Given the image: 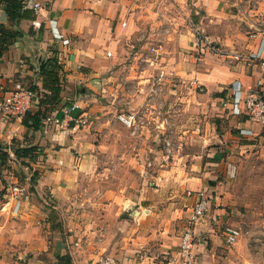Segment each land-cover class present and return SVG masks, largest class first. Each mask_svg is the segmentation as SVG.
<instances>
[{
	"label": "crops",
	"instance_id": "obj_1",
	"mask_svg": "<svg viewBox=\"0 0 264 264\" xmlns=\"http://www.w3.org/2000/svg\"><path fill=\"white\" fill-rule=\"evenodd\" d=\"M8 2L1 0L0 3V95L18 83L30 88L35 95V104L23 118L0 117V143L9 146L8 156L13 153L8 162L11 158L16 161L13 148L32 147L31 156L22 157L25 163L22 168L40 174L36 189L47 187L59 196L74 185V180L79 184L81 176L94 165L90 151L102 147L89 143L88 130H96L94 121L105 115L106 107L100 100L105 96L104 91L110 104L119 97L120 91V102L135 109L145 101L148 81L155 68L164 66V69L188 72L204 86V93L196 101L198 107L203 113L210 111L219 126L217 130H228L224 135H216L218 142L212 137L203 138L210 143L202 146L207 148V153L202 158L204 152L195 153L194 162L189 163L192 171L188 173L187 187L201 190L209 197L206 221L199 226L207 231L208 242L196 245L193 252L198 264H227L234 251L227 240L224 239L225 244L222 239L223 226H217L228 223L224 189L229 156L224 152L232 149L229 144L234 142L233 138L239 135L251 138L258 130L264 131V127L249 122L244 115L230 113V88L239 81L244 92L258 87L264 97V72L256 64L246 65L242 57L255 45L248 37L250 27L264 26V0H186V11L193 17L185 27L175 15L168 17L171 20L167 18L168 23L163 19L165 13L159 17V9L166 5L163 6L164 0ZM6 7L12 13L11 18ZM197 31H203L209 40L219 44L227 57L206 53L196 61L194 36ZM150 45L159 47L158 59L148 53L146 48ZM106 52L112 54V60L106 57ZM52 58H56V64L49 69L54 72L49 74L44 65ZM152 58L157 62L153 60L151 64ZM127 82L130 87L126 86ZM56 86L58 91L54 90ZM193 99L190 97L188 101L194 102ZM72 103L78 106L74 121L44 125L46 118L61 120L64 106ZM150 107L146 106L147 112ZM108 108L118 109L116 104ZM241 130L251 131V136L241 134ZM142 143L139 151H143ZM116 147L109 145L110 150ZM127 157L124 163L139 161L131 158L132 155ZM28 171H24V182H19L26 188L31 181ZM154 190L159 191L158 187ZM29 191L5 194L0 201V264H67L64 259L58 260V256H68L71 264H178V240L167 236V227L157 219L155 222L152 218L155 213L150 209L142 214L140 207L131 214L133 221L118 223L116 227L123 228L125 237L120 242L117 239L110 243L111 248L113 245L118 249L112 248L108 256L102 257L90 253L86 242L82 247L51 242L46 214H41V201ZM16 201L18 206L12 210ZM116 208L119 212L125 209ZM189 209L183 211L184 215ZM156 215L158 218L159 214ZM172 217H177V213ZM233 236L231 245L236 243L237 236ZM97 245L99 248L104 245L100 236ZM238 245L243 244L238 242ZM218 252L225 253L224 257Z\"/></svg>",
	"mask_w": 264,
	"mask_h": 264
},
{
	"label": "rangeland",
	"instance_id": "obj_2",
	"mask_svg": "<svg viewBox=\"0 0 264 264\" xmlns=\"http://www.w3.org/2000/svg\"><path fill=\"white\" fill-rule=\"evenodd\" d=\"M179 2L180 6L177 4ZM185 2L186 0H164L163 6L166 5L159 9V17L162 16L161 13H165L163 19L167 22L171 20L168 17L174 18L175 15V18L180 19L181 25L188 26L193 16L186 11ZM197 32L199 33L195 34L194 39L205 35L203 31ZM161 70H164V66L155 68L153 74ZM126 86L131 85L127 82ZM156 88L149 79L145 101L135 109H129L120 102V91L117 94L119 97L115 100L113 96L112 100L115 102L110 104L108 94L104 91L105 96L100 100H103L106 107L105 115L94 121L96 130H88L91 133L89 143L101 144L102 147L90 151L94 155V165H91L85 176H81L79 184L74 180V185L59 196L47 187L36 189L34 186L37 185L36 179L40 174L28 171L26 167L22 168L25 164L22 157L16 158V161L11 158L12 161L8 162V156L6 165L0 166V201L4 200L3 195L12 194L10 187L17 181L16 184L22 191L31 190L41 201V214H46L45 221L51 242L74 247H82L86 242L90 253L95 252L102 257L108 256L112 248L118 249L113 245L111 248L110 243L117 239L120 242L125 237L123 228L116 227L117 224L133 221L131 214L140 207L143 209L142 214L147 213L145 209L152 210L155 222L157 219L159 223H163L167 227V236L178 240L179 244L181 231L189 214L188 211L184 215L183 211L191 206L193 202L189 199L195 200L197 192L187 187L188 173L192 171L189 163L194 162L195 153L204 152L201 158L207 153L206 145L210 143L203 141V138L206 140L212 137L214 142H218L216 135H224L228 130H217L216 126H219L213 121L210 111L203 113L198 107L196 101L204 91L191 95L184 87L178 91H171L166 85L160 86V91ZM190 97L194 98V102L188 101ZM115 104L118 109L108 108L109 105L111 108L115 107ZM146 106L152 107L150 112L146 111ZM130 114L134 115L132 120L128 118ZM232 141L234 142L229 144L232 149L224 152L225 156H229L227 184L224 189L227 193L225 207L228 223L217 226H223L220 230L225 232L223 240H228L229 236H237L235 245H231L234 241H227L234 251L227 264H264V131L258 130L257 135L251 138L239 135ZM141 142L143 151L138 150ZM110 144L116 145V149L110 150ZM203 145L206 146L204 149ZM130 155L139 161L124 163L125 158L129 159L127 156ZM24 171L31 172L29 178L32 181L29 180L27 188L19 183L24 182ZM156 187L159 191L154 190ZM120 206L121 210L125 208L121 212L116 208ZM176 213L177 217L173 218ZM156 214H159L158 218ZM206 214L195 227L197 245L208 242L207 231L199 227L206 221ZM98 236L104 239V245L100 248L97 245ZM238 242L243 245L239 246ZM224 243L226 244L225 240ZM221 249L228 252L227 248ZM218 254L224 257L225 253ZM102 260L106 261L105 258ZM177 261L181 264L182 258L178 253Z\"/></svg>",
	"mask_w": 264,
	"mask_h": 264
},
{
	"label": "built area",
	"instance_id": "obj_3",
	"mask_svg": "<svg viewBox=\"0 0 264 264\" xmlns=\"http://www.w3.org/2000/svg\"><path fill=\"white\" fill-rule=\"evenodd\" d=\"M1 3V0H0ZM248 37L255 41V45L252 49H248L245 54H242L246 65L256 64L264 72V26L261 27H250V32ZM148 53L151 56H159L160 49L158 46L150 45L147 48ZM194 53L196 61H200L202 57L207 54H214L219 57H227L226 51L216 42L209 40L205 35H199L195 37L194 40ZM106 57L112 60V54L106 52ZM151 81L153 86L157 87L158 91L162 90L160 86H168L171 91L176 89V87H184L193 94L203 92V85L199 82L196 76L190 75L185 71H175L174 69L161 70L160 72L151 76ZM155 89V90H156ZM153 90V91H155ZM231 95L229 96V111L232 115H244L246 119L259 126L264 127V97L261 96L258 87L249 88L247 91H243L239 81H235L231 88ZM35 104L34 92L22 85L16 84L13 89L8 92H4L0 95V117L2 119L10 118H23L29 113ZM78 109L76 103L68 104L64 106L62 110V119L50 120L45 119L44 125L51 126L61 125L62 123H69L74 121V112ZM129 120L134 118V115L130 114L128 116ZM243 135H251L249 130H241ZM13 156V153H10ZM12 194H18L21 187L17 186L14 182L11 187ZM22 191V190H21ZM20 191V193H21ZM195 200L189 207V214L187 220L183 225L181 231L178 251L177 253L181 255V264H198V259L193 252V248L197 245L196 235L194 234L195 227L200 223V219L208 211V200L209 197H205L203 191L199 190L196 192ZM15 210L18 206L16 201ZM228 242L232 243L234 241L233 236L228 237Z\"/></svg>",
	"mask_w": 264,
	"mask_h": 264
},
{
	"label": "trees",
	"instance_id": "obj_4",
	"mask_svg": "<svg viewBox=\"0 0 264 264\" xmlns=\"http://www.w3.org/2000/svg\"><path fill=\"white\" fill-rule=\"evenodd\" d=\"M14 0H9V4L10 3H12ZM6 12H7V14H8V17H10L11 18V15H12V13H11V11H10V9L8 8V7H6ZM55 64H56V58H52V59H50V60H48L46 63H45V65H44V68H45V70L49 73V74H51V72L53 73L54 71L53 70H51V72H49L50 70V68L52 69V68H54L55 67ZM54 90L55 91H58L59 90V87L58 86H56V88H54ZM28 114V113H27ZM26 114V115H27ZM36 117V120L38 119V117L37 116H35ZM40 119V118H39ZM34 128H36V126H34ZM8 147L9 146H6V145H2L1 143H0V166H5L6 165V161H7V159H8V152H7V149H8ZM33 150V148L32 147H30V148H26V147H17V148H13V151H14V154H15V156L17 157V158H19V157H29V156H31V151ZM32 181V180H31ZM61 259H64L66 262H67V264H71L70 263V259H69V257L68 256H58V260H61Z\"/></svg>",
	"mask_w": 264,
	"mask_h": 264
}]
</instances>
